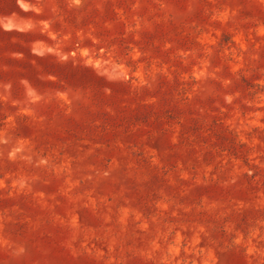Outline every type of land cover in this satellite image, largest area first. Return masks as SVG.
Listing matches in <instances>:
<instances>
[{
	"label": "rangeland",
	"instance_id": "374dc122",
	"mask_svg": "<svg viewBox=\"0 0 264 264\" xmlns=\"http://www.w3.org/2000/svg\"><path fill=\"white\" fill-rule=\"evenodd\" d=\"M0 264H264V0H0Z\"/></svg>",
	"mask_w": 264,
	"mask_h": 264
}]
</instances>
